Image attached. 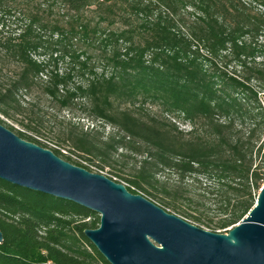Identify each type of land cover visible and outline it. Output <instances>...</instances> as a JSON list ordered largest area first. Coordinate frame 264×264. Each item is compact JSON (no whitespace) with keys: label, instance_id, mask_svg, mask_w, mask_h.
<instances>
[{"label":"trees","instance_id":"trees-1","mask_svg":"<svg viewBox=\"0 0 264 264\" xmlns=\"http://www.w3.org/2000/svg\"><path fill=\"white\" fill-rule=\"evenodd\" d=\"M257 1L260 9L234 0H0V114L25 131L0 124L89 172L82 162L108 166L119 149L124 158L141 156L122 178L129 192L227 233L263 184L264 0ZM35 89L64 110L81 103L122 135L103 140L73 126L58 136L55 144L82 162L48 147L41 118L22 107L21 96ZM145 105L190 130L141 114ZM99 222L84 207L0 179V264H109L83 233Z\"/></svg>","mask_w":264,"mask_h":264},{"label":"water","instance_id":"water-1","mask_svg":"<svg viewBox=\"0 0 264 264\" xmlns=\"http://www.w3.org/2000/svg\"><path fill=\"white\" fill-rule=\"evenodd\" d=\"M0 179L98 214V228L83 233L109 264H264V175L254 206L227 233L199 228L1 124Z\"/></svg>","mask_w":264,"mask_h":264},{"label":"rangeland","instance_id":"rangeland-1","mask_svg":"<svg viewBox=\"0 0 264 264\" xmlns=\"http://www.w3.org/2000/svg\"><path fill=\"white\" fill-rule=\"evenodd\" d=\"M235 2H240L242 4H246L253 9H260L257 0H234ZM197 17V15H194ZM14 70L13 65L7 66L5 69L6 75H11ZM22 107L24 108V112H31L37 114L39 118L42 120V127L39 128L41 133L44 135L41 137V140L48 145L50 148L59 149L63 154L72 157V159L77 160L78 162H82L80 158L76 155L70 153V148L60 147L55 144L58 140V136H62L69 131V129L75 126L78 130H83V132H96L100 138L103 140L109 136H119L122 135V132H118L116 128L109 124L102 123L101 121H94L91 117L87 116L83 111V105L81 103H77L69 110L61 109L59 104L56 102L50 101L46 96L42 95L41 92L37 89L33 90L30 96L22 95ZM30 104V105H29ZM26 108V109H25ZM141 114H147L149 116L155 117L160 122L169 121L174 124L178 130L183 132H187L190 130V126L185 123H181L176 118H172L166 116L161 112L157 107H153L151 105H145L142 108ZM16 120L21 121V116H15ZM0 120L5 122L7 125L13 127L16 130L25 129L21 127V125L14 121L13 119L7 118L0 114ZM119 134V135H118ZM264 144V135L259 143V145L263 146ZM263 152V151H262ZM262 152L259 157L256 159V165L262 166ZM129 154L123 149H119L117 155L111 159L110 165L103 166L99 161H95L93 164L84 163L92 173L101 174L116 183L123 184L127 186V183L122 178H129L132 175L134 169L137 166V163L142 160L143 157L132 155L133 158H124L120 156V154ZM117 174V175H116ZM145 197L143 193H138ZM151 201V200H150ZM170 212V210H167ZM171 213V212H170ZM173 213V212H172ZM175 214V213H173ZM177 215V214H175ZM179 216V215H178ZM181 217V216H180ZM183 218V217H182ZM185 219V218H184ZM187 220V219H186ZM190 223V220H187ZM223 233V232H222ZM226 233V232H224Z\"/></svg>","mask_w":264,"mask_h":264}]
</instances>
